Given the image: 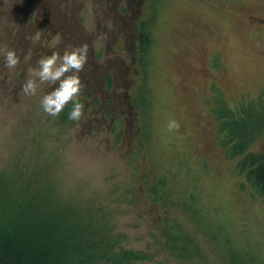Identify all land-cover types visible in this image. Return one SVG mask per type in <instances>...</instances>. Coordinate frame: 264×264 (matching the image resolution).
Segmentation results:
<instances>
[{
  "label": "rangeland",
  "instance_id": "obj_1",
  "mask_svg": "<svg viewBox=\"0 0 264 264\" xmlns=\"http://www.w3.org/2000/svg\"><path fill=\"white\" fill-rule=\"evenodd\" d=\"M149 20L154 39L146 34L143 42ZM84 44V118L63 124L40 105L56 85L42 84L31 97L22 85L42 57ZM5 49L20 58L15 69L5 66ZM262 100L264 0H0V191L42 195L60 225L87 232L86 244L94 230L103 238L104 223L121 235L120 247L145 252L148 264H187L162 235L170 216L216 259L185 210L155 209L143 190L150 176H165L169 193L199 189L237 232L264 242V207L240 189L237 160L221 140L222 130H259L256 113L236 125L231 111ZM227 112L233 122L220 121ZM172 121L178 130H169ZM249 149L264 150V139ZM102 213L95 229L84 221Z\"/></svg>",
  "mask_w": 264,
  "mask_h": 264
},
{
  "label": "trees",
  "instance_id": "obj_2",
  "mask_svg": "<svg viewBox=\"0 0 264 264\" xmlns=\"http://www.w3.org/2000/svg\"><path fill=\"white\" fill-rule=\"evenodd\" d=\"M144 25L145 23H142V28ZM150 25L149 20L144 28L143 42L147 27ZM152 30L151 27L147 34V39L150 41L154 39ZM143 53L144 51L142 56ZM149 92L150 90L147 91L148 95ZM263 101L255 102L251 110L237 108L231 111L236 125L237 119H241L247 111H249L248 117L252 118L256 113L255 123L260 126L259 130L249 135L236 130L230 132L222 130L221 140L231 158L237 160L238 175L242 176L239 181L240 189L246 191L252 200L264 207V150L253 152L249 149L252 142L258 138L264 139V110H258ZM144 106L147 105L144 103ZM71 109L70 104L63 110L60 114V122L63 124L73 122L68 119ZM66 111L68 115L64 117ZM145 114L147 115L148 112L146 111ZM218 117L220 121L225 119L228 122L232 121L229 112L224 114V117L220 115ZM148 136L150 138L149 134ZM145 180L147 186L143 190L156 201L155 209L172 207L185 210L182 213L184 219L198 225L204 242L216 255V259L212 261L201 253L199 242L197 245L199 237L196 239V234L187 233L184 222L178 223L169 216L163 222V228L168 232L162 235L167 236L171 250L178 258L187 264H200L201 259L209 264H264V242L251 243V234H245L243 230L237 232L218 212L212 201L200 194L199 189L192 190L186 185L174 186L178 192L169 193L165 189L167 184L165 176L160 178L150 176ZM0 188L4 191L2 183ZM141 189L134 190V193L142 194ZM184 189L189 196H182ZM25 191L23 188L20 193H13L14 201L11 196H6L7 194L5 197L2 196L3 192L0 191V264H148L147 262L150 261L145 252L120 247L121 235L114 232L112 225L106 228L104 223L101 224L103 238L97 235L99 231L94 230L93 242L91 245L86 244L84 241L86 231L66 229L56 219V213L52 212L53 205L46 201L45 197L41 198L42 195L39 194L41 195L39 199L33 200L28 198V192L26 194ZM21 195L25 199H22ZM24 200L26 208L22 205ZM102 215L103 218L89 217L84 221L95 229L97 223L106 220L104 218L106 215L103 213ZM198 255L202 258L196 262L194 259H197Z\"/></svg>",
  "mask_w": 264,
  "mask_h": 264
},
{
  "label": "clouds",
  "instance_id": "obj_3",
  "mask_svg": "<svg viewBox=\"0 0 264 264\" xmlns=\"http://www.w3.org/2000/svg\"><path fill=\"white\" fill-rule=\"evenodd\" d=\"M5 66L15 69L20 58L15 51L4 50ZM88 58V45L84 44L71 51L65 50L61 56L53 52L50 56L42 57L37 61L36 69H29L33 78H29L22 85V92L26 96H35L42 84L56 85L54 89L44 95L40 100L43 112L53 118L58 117L69 105L72 109L68 119L79 124L84 118L85 105L80 102L83 85L79 73L84 71ZM169 130H178L179 124L172 121L168 125Z\"/></svg>",
  "mask_w": 264,
  "mask_h": 264
},
{
  "label": "flooded vegetation",
  "instance_id": "obj_4",
  "mask_svg": "<svg viewBox=\"0 0 264 264\" xmlns=\"http://www.w3.org/2000/svg\"><path fill=\"white\" fill-rule=\"evenodd\" d=\"M120 97H121V95H118V99H117V96H116V97H114L115 104H116V101H117V100H118L117 102H120V101H122ZM124 97H125V98H127V94H126Z\"/></svg>",
  "mask_w": 264,
  "mask_h": 264
},
{
  "label": "bare ground",
  "instance_id": "obj_5",
  "mask_svg": "<svg viewBox=\"0 0 264 264\" xmlns=\"http://www.w3.org/2000/svg\"><path fill=\"white\" fill-rule=\"evenodd\" d=\"M261 109V108H260Z\"/></svg>",
  "mask_w": 264,
  "mask_h": 264
}]
</instances>
